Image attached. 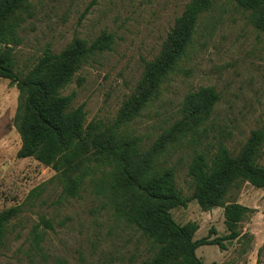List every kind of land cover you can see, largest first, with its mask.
Instances as JSON below:
<instances>
[{
    "label": "rangeland",
    "instance_id": "obj_1",
    "mask_svg": "<svg viewBox=\"0 0 264 264\" xmlns=\"http://www.w3.org/2000/svg\"><path fill=\"white\" fill-rule=\"evenodd\" d=\"M189 1L32 0V16L23 23L22 42L14 49L17 67L28 71L45 49L59 53L74 38L92 42L102 32L112 34L111 49L94 56L63 91L75 93L74 107L84 105L87 124L109 125L134 91L144 61L159 54ZM203 87L219 94L206 132L172 144L161 157L175 170L185 197L191 195L187 172L195 154L228 134L226 145L236 153L264 117V36L252 29L233 0H213L199 20L188 59L125 133L151 145L180 119L185 96ZM17 104L15 85L0 78V211L15 206L21 211L8 227L0 264H137L144 242L120 220L94 181H86L79 197L66 199L51 168L18 158L21 140L13 126ZM232 198L252 210L240 225L248 242H225V250L202 246L196 255L204 264H264V189L246 183ZM171 214L179 225H198L194 240L211 229L218 237L228 234L222 208L202 211L191 201ZM36 225L43 235L42 253L31 244Z\"/></svg>",
    "mask_w": 264,
    "mask_h": 264
},
{
    "label": "trees",
    "instance_id": "obj_2",
    "mask_svg": "<svg viewBox=\"0 0 264 264\" xmlns=\"http://www.w3.org/2000/svg\"><path fill=\"white\" fill-rule=\"evenodd\" d=\"M247 14L253 30L264 36V0H233ZM213 0H190L178 16L159 54L144 61L141 77L109 125L86 123L84 105L73 106L75 93L64 95L75 75L94 56L110 50L113 36L102 32L92 42L74 38L59 53L45 49L35 64L23 71L17 67L14 49L22 42L23 23L32 16V0H0V78L18 90L13 126L21 140L18 158H33L55 172L61 196L77 198L86 181H94L120 220L135 229L144 242L137 264H204L196 255L202 246L225 250V242H248L240 225L252 210L232 198L247 183L264 189V117L236 152L223 136L211 148L195 154L187 176L191 195L179 189L175 170L164 165L163 153L182 139L206 132L219 94L213 87L188 93L181 117L149 146L125 129L162 93L170 76L180 69L191 50L200 18ZM34 192V191H32ZM195 201L202 211L223 209L227 235L215 229L194 240L195 222L179 225L171 211ZM15 206L0 211V249L8 227L20 214ZM41 223L49 227L48 221ZM36 225L31 233L33 250L42 253L43 235ZM54 264H65L56 260Z\"/></svg>",
    "mask_w": 264,
    "mask_h": 264
}]
</instances>
